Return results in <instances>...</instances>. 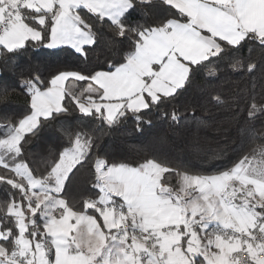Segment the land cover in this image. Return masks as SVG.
<instances>
[{
	"label": "trees",
	"instance_id": "16d2710c",
	"mask_svg": "<svg viewBox=\"0 0 264 264\" xmlns=\"http://www.w3.org/2000/svg\"><path fill=\"white\" fill-rule=\"evenodd\" d=\"M54 12L55 8L33 11L24 6L23 21L40 37L0 48V141L31 112L34 91L47 88L63 72L83 77L69 79L62 109L39 118L22 134L17 150L2 158L0 228L5 235L0 244L7 252L16 251L13 243L20 233L31 242L48 241L38 212L28 215L20 229L8 210L10 204L24 212L28 206L27 183L13 170L16 163L23 164L31 177L52 183V170L61 154L81 142V157L57 195L73 211L92 214L101 222L95 207L100 195L99 161L102 168L153 161L164 168L159 184L167 194L179 192L183 175L212 176L244 161L264 159V35L248 32L235 43L216 38L218 50L187 63L186 77L172 93L154 99L147 96L143 107H124L109 121L102 112L79 110V90L96 72L123 64L142 34L171 20L188 22L189 18L165 0H129L116 21L79 6L74 12L93 40L76 50L48 45ZM38 14L44 15L42 24ZM95 95H100L99 89ZM234 182L228 186H237ZM240 196L236 193L232 200ZM88 199L94 200L93 206L86 204ZM250 199L249 208L264 222V199L255 194Z\"/></svg>",
	"mask_w": 264,
	"mask_h": 264
},
{
	"label": "crops",
	"instance_id": "0c3cea01",
	"mask_svg": "<svg viewBox=\"0 0 264 264\" xmlns=\"http://www.w3.org/2000/svg\"><path fill=\"white\" fill-rule=\"evenodd\" d=\"M165 1L189 21L171 20L164 27L142 34L135 51L123 64L110 71L96 72L79 90V110L102 112L111 121L124 107H143L147 96L154 99L172 93L185 79L187 63H195L218 50L216 38L235 43L248 32L264 34V0ZM12 2L0 0V18ZM79 6L116 21L129 7V0H28L25 8L33 11L55 8L48 45L81 50L93 37L80 26L74 12ZM44 19L43 14L37 15L39 23ZM39 37V31L27 25L19 12L0 34V48L17 47L28 38ZM82 78L74 72H63L54 76L47 88L32 93L31 112L0 141V163L6 152L17 150L22 134L30 131L39 118L62 109L67 81ZM13 134L17 137L11 139ZM7 142L13 150L3 147ZM66 152L73 154L71 158L76 157L69 166H66ZM80 157L81 151L75 145L65 150L52 170V183L31 177L21 163L13 166L27 183L25 192L29 197L26 213L15 207L19 209L14 214L19 228L24 229L28 215L38 212L48 241L31 242L20 233L13 243L15 255L0 244V264H19V257L26 251L31 255L26 264H155L152 256L139 258V245L149 233L159 242L165 263L228 264L227 255L238 247V242L216 235L213 226L242 228L247 233L252 223L258 222V228L264 230V222H259L251 208H246L247 215L244 211L241 214L240 207L234 205L240 203L238 200H225L222 196V191L235 181L234 187L241 189L237 194L245 196L246 187L250 186L251 195L264 199V182L243 176L244 169L250 172L245 163L233 167L229 175H183L184 190L181 191V185L179 192L167 194L159 184L164 168L153 161L106 168L100 163L98 204L105 200L119 202L133 219V228L116 237L114 229L121 212L111 207L100 209L97 204L99 222L92 214L73 211L57 195ZM167 225L173 227L165 229ZM177 229L180 233L175 232ZM4 235L0 228V239ZM191 252L196 254L195 260L189 257ZM254 263L264 264V260Z\"/></svg>",
	"mask_w": 264,
	"mask_h": 264
},
{
	"label": "built area",
	"instance_id": "2783aa9c",
	"mask_svg": "<svg viewBox=\"0 0 264 264\" xmlns=\"http://www.w3.org/2000/svg\"><path fill=\"white\" fill-rule=\"evenodd\" d=\"M27 2L28 0H13V2L4 9L0 18V34L7 29L11 18L16 16ZM93 201L94 200L92 199H88L86 204L92 205ZM106 207H111L114 210L121 212L120 221L116 224L114 229V236L119 237L123 234V232L133 228V219L121 207L119 202L105 200L97 206V208L100 209ZM172 227L173 226L167 225L165 226V229H171ZM211 229L216 235L238 242V247L233 249L227 255L226 260L228 264H255L254 261L261 262L264 260V230L258 228V222H253L247 233L242 228L224 227L218 225L213 226ZM175 232L180 233V229L175 230ZM139 246L140 259L152 256L155 264H173L164 262L161 246L153 234H147ZM30 257V252H23L19 257L18 263L26 264V261ZM189 257L195 260L196 254L191 252Z\"/></svg>",
	"mask_w": 264,
	"mask_h": 264
},
{
	"label": "rangeland",
	"instance_id": "374dc122",
	"mask_svg": "<svg viewBox=\"0 0 264 264\" xmlns=\"http://www.w3.org/2000/svg\"><path fill=\"white\" fill-rule=\"evenodd\" d=\"M264 35V34H262ZM184 81V80H183ZM182 81V83H183ZM182 83H180V85H182ZM180 85H177V86H180ZM15 137H17V134H13L12 138L11 139H14ZM9 143L7 142V145H3L4 148L8 149V150H13L12 147H10L8 145ZM75 149H81L82 148V143L81 142H76L75 144ZM67 151V150H66ZM68 153L67 155V158H66V166H69L70 164H72L73 160L75 159L76 160V157H72L71 156L73 155L72 153L70 152H66ZM66 155V154H65ZM75 162V161H74ZM102 164V161H99L98 164ZM242 163H245L244 164V167L245 168H249V171H246L245 169L242 171L243 173V176L245 177H248L250 179H257L259 181H263L264 182V159H261V160H248V161H244ZM240 163V165L242 164ZM250 163V165L248 164ZM24 169H26V167L23 165ZM252 167H254L252 169ZM231 170H228V171H225L223 172L224 174L223 175H229L231 172ZM236 171V170H235ZM184 177H187V175H185ZM184 180V181H183ZM185 184H186V178L182 179V189L181 191L184 190V187H185ZM250 187V186H249ZM235 187H232L231 186H227V188H225V190L222 191V196H223V199L225 200H230L232 201L233 197L236 196V191L238 190H241L240 188H238L236 191L234 190ZM250 188L248 191L245 190V196L247 197H244V195H241L240 197H235L237 198V200L240 202V203H235L234 205H236L237 207H240L239 210L237 208V210L242 214L243 211L245 212V214L247 215L248 214V210L246 208H249L250 204L251 203V199H250ZM26 199L27 201H29V197H27V193H26ZM237 202V201H236ZM15 207H18V206H15L14 204H10L9 205V212L15 214V212L19 211L18 208H15ZM254 211V209H253ZM255 213V211H254ZM225 223V222H223ZM227 224V223H225ZM139 252H140V249H139Z\"/></svg>",
	"mask_w": 264,
	"mask_h": 264
}]
</instances>
